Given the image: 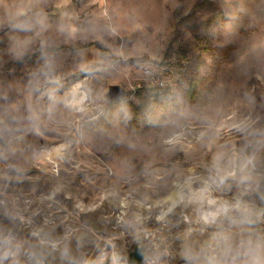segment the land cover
Segmentation results:
<instances>
[{"label": "clouds", "instance_id": "9594fccd", "mask_svg": "<svg viewBox=\"0 0 264 264\" xmlns=\"http://www.w3.org/2000/svg\"><path fill=\"white\" fill-rule=\"evenodd\" d=\"M198 4L177 22L191 40L174 37L159 59L149 56L154 68L183 57L180 48L194 41L223 39L218 22L199 21ZM32 28L0 24L5 38L16 31L28 45L41 36L29 35ZM106 34L119 35L111 25ZM73 39L83 46L69 57L67 41L50 45L44 37L6 65L27 61L31 71L0 92V264H197L196 255L207 264L202 252L221 231L232 233L228 264H264V114L254 111L264 96L257 101L249 90L234 98L220 81L198 94L196 68L183 81L156 87L148 72L142 86L122 87V62L145 52L133 46L99 56L92 49L107 45L103 34L76 29ZM232 64L264 71V44L249 45ZM255 80L264 84L254 76L249 85ZM240 105L253 110L238 114Z\"/></svg>", "mask_w": 264, "mask_h": 264}, {"label": "rangeland", "instance_id": "374dc122", "mask_svg": "<svg viewBox=\"0 0 264 264\" xmlns=\"http://www.w3.org/2000/svg\"><path fill=\"white\" fill-rule=\"evenodd\" d=\"M197 0H2L0 2V24L6 19L12 23H30L33 25L29 35L36 31H41V36L33 37L31 45L20 39L19 33L9 31L7 37L0 32V92L8 91L9 85L22 82V73L31 71L27 61L23 68L9 62L25 48L35 50L39 47V40L47 37L50 45L63 44L67 41L62 51L63 57H69L73 46L82 47L83 43H74L76 29L82 35L91 36L103 34L107 45H100L99 49H92L94 54L103 56L112 49L121 48L126 52L132 51L136 46L146 54L143 57H135L127 62H122L128 68V75L117 77L119 86L140 87L144 81L141 76L147 71L153 73V79L159 78L167 81L168 79L180 77L186 80L194 73L193 68L198 69L195 73V81L208 79L203 86L202 94L211 84L217 81L223 82L229 93L234 98H243L245 91L253 90L257 101L264 96V84L260 80H255L250 86L249 80L254 76H261L264 79V71L258 65L255 68L247 69L245 66H234L232 61L237 55L243 53L249 45L258 48L264 44V2L258 0L252 9L248 11V20L244 26L243 33L234 41L224 42L218 39L215 45L206 43L202 40L194 41L191 49L181 47V56H170L165 59V67H153L156 61L148 62L149 56H156L158 59L163 55L164 49L175 37L181 44L191 40V34L187 27L184 28L185 35L181 37L177 32L180 16L192 9ZM228 4L233 8H238V0H199L198 7L202 9L199 13L201 23L209 20L218 22L216 16L223 5ZM5 8L10 9V17H4ZM26 14V15H25ZM197 19V17H193ZM111 25L116 27L119 35L116 37L107 36V28ZM47 28V32L42 29ZM62 28V32L57 30ZM219 31L221 28L217 25ZM5 42L8 46H5ZM231 43L232 49L218 54L219 44ZM171 53V49H169ZM220 57V58H219ZM217 58V59H216ZM219 58V60H218ZM184 66H178V65ZM218 66L220 71H213L212 68ZM70 65H66V71ZM202 70V71H201ZM156 86V85H155ZM16 93L13 91L12 95ZM247 105H240L238 114L250 111ZM254 111L264 114V108L257 107ZM81 191L86 194L89 189L81 187ZM19 210L24 213V205L21 202ZM5 217L0 215V224H4ZM18 223V222H17ZM23 226L21 225L20 228ZM264 227V226H262ZM198 234L193 232L188 239L190 241L197 238ZM218 242L202 252L203 260L207 264H228L234 256V247L231 242L232 233L218 232ZM220 241H223L221 244ZM189 255H194L191 248L188 249ZM197 264H202L199 255L195 256Z\"/></svg>", "mask_w": 264, "mask_h": 264}, {"label": "trees", "instance_id": "16d2710c", "mask_svg": "<svg viewBox=\"0 0 264 264\" xmlns=\"http://www.w3.org/2000/svg\"><path fill=\"white\" fill-rule=\"evenodd\" d=\"M257 1L258 0H238V8H233L228 4L223 5L224 9H221L219 11L216 18L221 28V32L223 33L222 40L224 42H226L227 40L234 41L243 33L244 26L248 20L247 10L252 9ZM96 48L99 49V46ZM218 54L224 55L225 53L219 52ZM206 82H208V79L194 81V87H196L198 94L202 92L203 86Z\"/></svg>", "mask_w": 264, "mask_h": 264}, {"label": "water", "instance_id": "95a60500", "mask_svg": "<svg viewBox=\"0 0 264 264\" xmlns=\"http://www.w3.org/2000/svg\"><path fill=\"white\" fill-rule=\"evenodd\" d=\"M119 91V88L116 87V88H113V94L115 95L117 92ZM137 260H139L138 257H136Z\"/></svg>", "mask_w": 264, "mask_h": 264}, {"label": "built area", "instance_id": "2783aa9c", "mask_svg": "<svg viewBox=\"0 0 264 264\" xmlns=\"http://www.w3.org/2000/svg\"><path fill=\"white\" fill-rule=\"evenodd\" d=\"M148 72H150V71H147L146 73H148ZM155 81H156V87H159V82L161 81V79L156 78Z\"/></svg>", "mask_w": 264, "mask_h": 264}]
</instances>
